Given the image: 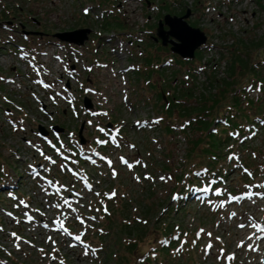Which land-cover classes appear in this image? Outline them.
Returning <instances> with one entry per match:
<instances>
[{"label":"rangeland","instance_id":"rangeland-1","mask_svg":"<svg viewBox=\"0 0 264 264\" xmlns=\"http://www.w3.org/2000/svg\"><path fill=\"white\" fill-rule=\"evenodd\" d=\"M258 2L264 6V0H0V264H264V121L250 126L255 134L240 143L233 134L226 145L231 151L217 160L230 166L221 179L219 172L200 169L188 181V170L194 172L201 160L189 149L202 132L187 121L197 113L199 97L223 89L211 84L229 79L232 52L246 51L247 43L251 57V39L264 32ZM188 9L187 22L207 38V47L191 60L153 38L165 13L183 16ZM77 28L91 29L80 48L54 36ZM242 69L232 76L234 87L246 88L240 106L247 112L248 99L264 96V85L250 87L254 76L264 78V65L257 74ZM72 75L106 89L101 122L114 126L111 136L117 133L114 140L90 135L84 150L70 146L77 160L72 168L56 154L63 136L34 138L44 152L42 180L10 155L25 152L31 161L37 145L27 146L24 139L38 124L44 128L65 118L60 108L47 119L38 106L53 95L56 78ZM185 108L192 111L181 116ZM67 115L65 129L79 124ZM86 151L108 159L87 157ZM50 153L56 164L48 163ZM161 222L170 224L171 240H158L153 226ZM242 222L253 225L261 241L248 238L238 228ZM160 250L168 252L154 256Z\"/></svg>","mask_w":264,"mask_h":264},{"label":"trees","instance_id":"trees-1","mask_svg":"<svg viewBox=\"0 0 264 264\" xmlns=\"http://www.w3.org/2000/svg\"><path fill=\"white\" fill-rule=\"evenodd\" d=\"M258 3L260 6V2ZM161 4L162 7L165 6L164 2ZM260 7L264 8V6ZM105 25H107V23L102 24V26ZM242 43L244 44L243 41ZM245 44L243 45V48H245L246 51L238 49L237 54L232 52L234 55L230 59L226 68V75L229 79L225 81V79L217 80L214 78L215 82H213L211 85L213 87L221 85L223 88L217 92L219 93V96L215 92L213 93V96L209 98L201 94L203 98L199 97L200 106L197 108V113L195 112L189 116L190 119L187 121V124L193 125L195 123V129H198L202 132L200 134L201 136L194 140V143H192V146L189 149V155L193 153L196 157L201 159L198 164H193L195 165V168L193 169L195 170L194 172H192V167L188 170L189 174L191 175V177L188 179V181H190L189 184H192L196 179L195 173L200 169H203L204 173L208 174L219 172L218 177L221 179L230 166L228 168L222 167V164L218 163L217 160L220 158V156H224L227 152L231 151L226 145H228L230 141L233 140L232 136L238 135L240 137V143L243 141L242 139L251 137L253 134L250 126L254 125L255 122H259L260 120L264 121V96L259 101H251L248 99L247 105L248 107H251V111L248 110L247 112H244L240 105L243 100H245L243 97L246 98V94L243 93L246 88L244 86L234 87V85L237 83L236 75L232 76L234 71L237 70L238 66H240L241 69L244 67V69H242L243 71L245 70V67H247V71H251V73L254 74H257V71L263 67L264 56H262L261 59H258L257 56L264 55V32L261 36L251 39V57L250 51L248 50L249 47H246ZM245 81L247 80L245 79ZM251 84L252 86L264 85V78L262 79L254 76V78L251 79ZM260 86L259 88H261ZM203 92L206 93L205 90H203ZM160 96L164 100H162L161 103L165 104L166 99L162 97L164 94H161ZM171 104L172 103L169 100V103L166 105V107L171 109ZM222 106L225 107L223 112H221ZM191 111L192 110L185 108L182 110V112L179 111V114L181 116H187ZM258 125H260V122ZM200 144H203L204 147H200ZM241 162L246 165L245 169L252 168L251 161L241 160ZM213 179L217 180V177L213 176ZM153 227L155 231L159 233L158 240L163 238H168L170 240L172 239L171 236L174 235V233H172L173 230H171L170 224L163 225L161 222L159 227L156 225ZM178 237L179 234H177V238ZM158 240H156V242ZM177 243L178 242H176V240L170 241V245L172 247L176 246ZM149 252L150 249L146 250L143 255H146V253ZM167 252L164 253L163 250H160V252H155L154 256H161L163 254H167ZM155 258L158 257H154V260ZM126 259L128 260L129 258ZM149 263L152 264L153 262ZM123 264L127 263L124 261ZM137 264L141 263L139 262Z\"/></svg>","mask_w":264,"mask_h":264},{"label":"water","instance_id":"water-1","mask_svg":"<svg viewBox=\"0 0 264 264\" xmlns=\"http://www.w3.org/2000/svg\"><path fill=\"white\" fill-rule=\"evenodd\" d=\"M191 15L188 9L183 16L165 14L162 19L158 21L156 28V36L161 40L162 46L170 45V51L177 54L182 59H194L195 51L200 49L206 42L205 33L198 27H193L187 22V18ZM166 26L167 28H165ZM91 29L89 28H77L71 31H64L55 33V37L60 41L72 43L74 45H83L89 38ZM31 33V32H29ZM88 106L89 101L86 100ZM110 126V125H109ZM83 126L80 127L79 136L81 143H84V139L81 135ZM42 134L46 135L47 131L42 127H39ZM55 131H61L62 129L54 126Z\"/></svg>","mask_w":264,"mask_h":264},{"label":"built area","instance_id":"built-area-1","mask_svg":"<svg viewBox=\"0 0 264 264\" xmlns=\"http://www.w3.org/2000/svg\"><path fill=\"white\" fill-rule=\"evenodd\" d=\"M59 78H56L57 79V85H56V88L54 90L53 95L41 102L48 111L50 110V108H49L50 106L51 107L55 106L52 108L53 109L52 112H50L53 115L56 114L60 110V108H62V109L63 108H66V109L70 108V105L72 103L71 102L72 101L71 94H72V92H74L75 86H76V78L73 76H71L70 78H65L64 80L61 78L59 79ZM89 85H91V84H89ZM47 94H46V96H47ZM71 115H72V113L70 114V116ZM74 116L76 117L77 115L75 114ZM82 118H83V116L80 117L76 121H81ZM48 126H50V125H48ZM87 127L89 130L91 129L90 125H87ZM28 139L29 138L26 137L25 142H27ZM27 146H29V145H27ZM20 158L23 161H25L26 163L31 162V161L27 160L25 152L20 153Z\"/></svg>","mask_w":264,"mask_h":264},{"label":"bare ground","instance_id":"bare-ground-1","mask_svg":"<svg viewBox=\"0 0 264 264\" xmlns=\"http://www.w3.org/2000/svg\"><path fill=\"white\" fill-rule=\"evenodd\" d=\"M241 225H244V226L243 227L239 226L238 228L239 229L243 228L242 230H246L247 232H249L250 236L248 238L251 237V238H253V240L255 239V241H257V242L261 241V234L258 232V230H256V232H254L250 229L253 225H248L247 223H244V222H242ZM53 230H55V229H53ZM56 230H59V229H56ZM250 261H251V259L249 260V262Z\"/></svg>","mask_w":264,"mask_h":264},{"label":"snow or ice","instance_id":"snow-or-ice-1","mask_svg":"<svg viewBox=\"0 0 264 264\" xmlns=\"http://www.w3.org/2000/svg\"><path fill=\"white\" fill-rule=\"evenodd\" d=\"M45 87H47V85H45ZM255 133H253V135H254ZM101 143H103V141H100ZM42 155H43V153H42ZM232 157H229V159H231ZM109 163H111V162H109ZM124 163H127V161H124ZM137 163H139V162H137ZM31 167V166H30ZM129 167H131V165H129ZM161 179H164L163 177L161 178ZM49 183H51V182H49ZM10 195H11V193H10ZM99 195V194H98ZM113 195H115L114 193H113ZM257 195H261V194H259V193H257ZM173 199H177V197H173ZM21 203H23V202H21ZM234 215V214H233ZM241 227H243L244 225H240ZM45 227H47V225H45ZM201 231H203V230H201ZM261 231H264V229H261ZM13 235H15V234H13ZM208 235H211V233H209ZM251 238V237H250ZM76 239L77 240H79L80 239V237L79 236H77L76 237ZM209 247H211V245H209Z\"/></svg>","mask_w":264,"mask_h":264},{"label":"flooded vegetation","instance_id":"flooded-vegetation-1","mask_svg":"<svg viewBox=\"0 0 264 264\" xmlns=\"http://www.w3.org/2000/svg\"><path fill=\"white\" fill-rule=\"evenodd\" d=\"M166 28V27H165ZM154 40L157 42V43H161V40L157 38V36L153 37ZM166 49H169V45L165 47Z\"/></svg>","mask_w":264,"mask_h":264}]
</instances>
